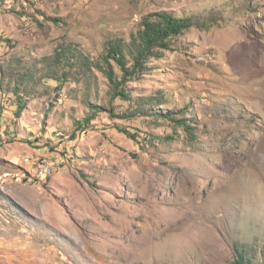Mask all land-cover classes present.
Masks as SVG:
<instances>
[{"label": "rangeland", "instance_id": "374dc122", "mask_svg": "<svg viewBox=\"0 0 264 264\" xmlns=\"http://www.w3.org/2000/svg\"><path fill=\"white\" fill-rule=\"evenodd\" d=\"M154 12L192 26L127 98L98 68L49 64L62 47L98 62ZM88 91L102 110L75 132ZM154 96L195 137L112 117ZM237 247L264 264V0H0V264H236Z\"/></svg>", "mask_w": 264, "mask_h": 264}, {"label": "trees", "instance_id": "16d2710c", "mask_svg": "<svg viewBox=\"0 0 264 264\" xmlns=\"http://www.w3.org/2000/svg\"><path fill=\"white\" fill-rule=\"evenodd\" d=\"M141 25L142 29H140L138 33L132 35V41L125 45L112 43L98 62H94L90 59L79 49V47H62L57 50L56 55L47 56V59L50 60L49 64L51 66H54L57 63L60 65L72 59L77 62H75V64H78V67L80 68H98L109 80L114 91L113 98H117L118 96L127 98L129 97V93L126 90V83L153 68L152 65H150L153 59L161 58L163 52L170 48L172 38L183 34L192 26V23L189 17H178L170 12H154L146 15L143 18ZM6 70L8 71L9 68L7 67ZM2 71L5 72L4 69ZM57 76L60 81V78L63 75L61 74ZM61 81L63 82V80ZM33 86L34 84H30L29 80L25 78L22 79V83H18V85L14 87L18 102L20 103L18 104L17 112H21L26 105L19 92L22 90H30ZM83 98L87 103L90 114L85 115L83 119L75 121V132L78 128L85 129L86 126L88 127L90 120L96 116L98 111L102 110L101 105L90 101V91H88L87 96H84ZM145 101L144 105L136 107L134 111H127L123 115L116 114L113 110L110 112L112 117L119 116L121 118H131L145 112H150L157 117L164 116L165 118L172 119V121L176 123V126L185 130L190 137H195V127L189 123L188 119L185 117H174L170 114L162 115L160 111L157 110L158 107H154L162 103L160 97L154 96L147 98ZM117 128L120 132L126 134L131 139H138V134L132 132L128 127L119 125ZM155 138L161 141L165 138L167 139V137L163 136H157ZM171 138L174 139L175 137L171 136ZM234 250L238 257L236 264H251L249 259L245 256L243 249L237 247Z\"/></svg>", "mask_w": 264, "mask_h": 264}, {"label": "bare ground", "instance_id": "6f19581e", "mask_svg": "<svg viewBox=\"0 0 264 264\" xmlns=\"http://www.w3.org/2000/svg\"><path fill=\"white\" fill-rule=\"evenodd\" d=\"M10 251H11V250H10ZM11 255H12V254H11ZM11 257H12V260H13V261H16V262L18 261V257H16L15 255H12Z\"/></svg>", "mask_w": 264, "mask_h": 264}]
</instances>
